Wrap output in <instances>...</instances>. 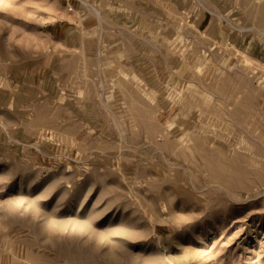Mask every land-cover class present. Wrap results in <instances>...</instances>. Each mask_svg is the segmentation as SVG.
I'll use <instances>...</instances> for the list:
<instances>
[{
    "label": "rangeland",
    "instance_id": "obj_1",
    "mask_svg": "<svg viewBox=\"0 0 264 264\" xmlns=\"http://www.w3.org/2000/svg\"><path fill=\"white\" fill-rule=\"evenodd\" d=\"M0 264H264V0H0Z\"/></svg>",
    "mask_w": 264,
    "mask_h": 264
}]
</instances>
